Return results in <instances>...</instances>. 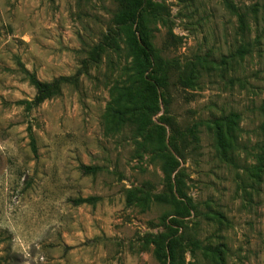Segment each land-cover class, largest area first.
Returning <instances> with one entry per match:
<instances>
[{
  "label": "rangeland",
  "instance_id": "rangeland-1",
  "mask_svg": "<svg viewBox=\"0 0 264 264\" xmlns=\"http://www.w3.org/2000/svg\"><path fill=\"white\" fill-rule=\"evenodd\" d=\"M147 1L155 101L113 0H0V264H264V0Z\"/></svg>",
  "mask_w": 264,
  "mask_h": 264
},
{
  "label": "trees",
  "instance_id": "trees-1",
  "mask_svg": "<svg viewBox=\"0 0 264 264\" xmlns=\"http://www.w3.org/2000/svg\"><path fill=\"white\" fill-rule=\"evenodd\" d=\"M118 4L119 9L114 16V22L117 26L121 27L124 32L125 49L131 58V71L133 73L134 83L142 87L144 91L149 93L152 98L156 99L157 91L166 85L165 77L159 68L156 66V60L158 59L156 54L155 46L150 37L148 30L149 20L157 18V12L160 6L156 3L147 0H113ZM151 38V39H150ZM245 49H238L237 52L240 54H247L248 51ZM188 82V79L184 81ZM34 86L37 89L38 96L36 102H40L43 98H48L54 91L58 90L56 83L50 85L40 84L33 81ZM159 88V89H158ZM153 105V104H152ZM137 108V107H135ZM150 108L142 107L144 111L152 110ZM125 113H123V116ZM238 116L236 114H228L224 117H219L212 123L215 128L216 143L218 149L221 151V156L225 159L230 160L231 157L227 154L229 147V140H233V131L237 128ZM228 138V142L225 140ZM31 148L35 153L34 141L31 139ZM162 160L164 161L163 171L167 177L171 176L173 168L175 166V158L169 151L162 153ZM262 168V161H259V165L250 170V173L254 174L250 176L251 185H256L258 182L257 174H260ZM90 168L83 167V171L89 172ZM94 199H80L77 204L90 203ZM166 241H168L166 243ZM154 254L160 264L163 258L165 259V252L171 255L173 260V253L178 250V246L175 240H168L159 236L153 240Z\"/></svg>",
  "mask_w": 264,
  "mask_h": 264
}]
</instances>
